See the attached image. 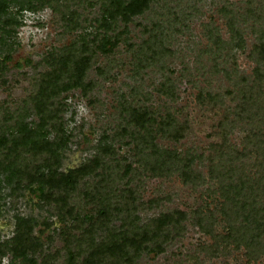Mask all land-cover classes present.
<instances>
[{"label": "rangeland", "instance_id": "rangeland-1", "mask_svg": "<svg viewBox=\"0 0 264 264\" xmlns=\"http://www.w3.org/2000/svg\"><path fill=\"white\" fill-rule=\"evenodd\" d=\"M4 1L0 136H17V121L36 129L40 117L33 96L36 82L51 69L46 60L68 48L79 53L86 45L88 52L83 49L71 64L75 73L71 88L62 89L66 79L58 85L59 119L54 126L60 129L51 125L44 129L49 139L55 142L58 137L61 144L60 171L95 155L104 165L98 175L77 184L70 198L75 220L61 219L55 205L40 203L25 187L4 184L0 170V241L12 237L16 215L30 217L42 229L49 227L42 237V253L54 254L56 264H95L86 252L78 254L74 236L88 224L94 209L108 201L112 213L97 240L106 228L116 232L123 228L125 209H132L138 226L176 210L186 213L182 230L163 253L144 252L134 264H264V255L248 261L243 248L221 241L226 232L221 198L209 178L210 159L225 140L230 151L241 153L246 147L251 152L246 172L254 171L258 153L246 139L252 127L236 118L239 100L234 92L242 77L253 76L259 59L258 54L253 59L250 55L254 46L264 43V0H157L129 23L119 19L109 31L99 22L108 0ZM107 40L116 43L110 51H105L109 45L102 46ZM128 108L149 112L154 121L146 128L154 146L172 159L187 157L201 180L183 182L171 167L176 159L168 165L174 170L152 173L145 165L152 155L146 132L129 124ZM169 117L172 132L183 130L180 137L159 131ZM131 134L145 135V140ZM211 214L213 236L198 225L199 217L208 220ZM40 258L36 256L38 264ZM9 263L10 256L3 258L2 264Z\"/></svg>", "mask_w": 264, "mask_h": 264}, {"label": "trees", "instance_id": "trees-1", "mask_svg": "<svg viewBox=\"0 0 264 264\" xmlns=\"http://www.w3.org/2000/svg\"><path fill=\"white\" fill-rule=\"evenodd\" d=\"M154 1L157 0H108V5L100 16V26L109 31L119 19L127 24L133 17L148 10ZM6 5L4 0H0V16L5 13ZM106 42L102 46L109 45L110 48L105 51L112 50L111 47L116 45L108 40ZM83 49L88 52L86 45ZM83 49L79 53H73L68 48L46 60L51 69L40 76L33 96V104L40 117V124L36 129L17 121V136H0V170L5 173L3 183L8 186L15 183V188L25 187L40 203L46 206L55 205L61 219H76V211L70 204V198L77 184L86 177L98 175L97 171L104 165L102 158L95 155L76 168L67 172L60 171L61 144L58 137L55 142L49 139V131L44 129L48 125L56 129L54 121L59 119V108L55 104L58 85L66 79L68 83L62 89L71 88V80L75 77L71 64L76 58H80L84 53ZM255 54L259 55V59L255 61L253 76L242 77L234 92L235 99L239 100L236 118L252 127L246 139L247 143H254V151L258 153L252 165L254 171L251 175L246 172V160L250 158L251 152L246 147L241 153L236 149L230 151L226 140L219 144L215 156L210 159L209 170V178L216 183L221 198L219 211L226 230L221 241L232 244L236 249L243 248L247 260L253 262L264 255V43L254 46L250 58L253 59ZM25 63L28 65L31 61L27 59ZM21 65L17 64V67H22ZM126 112H129V124L146 132V142L152 152L147 158H154L153 161L147 159L145 165L152 173L163 174V171L175 169L185 183L201 180L200 174L192 169V162L187 157L172 156L177 160L173 161L169 153L160 152L154 146L146 128L154 121L149 112L134 108H128ZM170 119L169 117L163 121L159 131L172 137H180L183 130L178 128L172 132L174 127ZM123 131L127 133L125 129ZM140 136L139 134L134 138L140 141ZM141 137L145 140V135ZM102 149L112 153L109 147ZM171 161L174 169L168 166ZM99 181L102 183L103 177ZM1 200L0 192V202ZM110 208L108 201L102 202L94 209V215L88 224L81 226L80 233L74 236L78 254L86 252L95 264H134L144 252H153L156 255L163 253L165 245L179 234L182 223L187 218L185 212L176 210L162 214L144 226H138L133 219L135 216L132 218V209H125L127 215L124 217L123 228L117 232L106 228V233L97 240V232L106 226L112 213ZM121 212L116 210L117 215H121ZM209 221L215 222L214 215L211 214L208 220L199 217L198 225L213 236V224ZM39 226L33 218L16 215L12 237L0 241V264L6 256H10L9 264H38L37 255L41 256L39 264H56L54 254L42 253V237L49 227L47 224L43 229ZM173 231L177 232L172 233Z\"/></svg>", "mask_w": 264, "mask_h": 264}]
</instances>
